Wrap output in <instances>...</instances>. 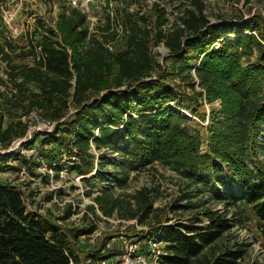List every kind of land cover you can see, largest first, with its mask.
I'll return each instance as SVG.
<instances>
[{
  "label": "trees",
  "instance_id": "trees-1",
  "mask_svg": "<svg viewBox=\"0 0 264 264\" xmlns=\"http://www.w3.org/2000/svg\"><path fill=\"white\" fill-rule=\"evenodd\" d=\"M170 2L182 15L167 29L166 8L156 4L155 18L127 6L117 8L111 18L108 10V25L98 28L99 33L90 32L86 13L64 8L57 28L45 27L28 50L9 38L0 12V143L7 148L27 136L29 122L24 118L36 111L43 120L56 123L54 131L38 135L42 143L52 145L39 148L43 158L59 170V155L65 150L75 174H90L87 181L103 185L94 201L105 216L117 214L147 225L149 230L140 236L148 241L142 254L154 259L150 242L156 240L163 244L160 264H239L244 249L220 242L232 228L231 208L241 216L244 206H252L264 226V159L255 145L264 135V16H238L244 32L232 39L231 29L210 21L204 0ZM114 22L124 31L125 47L111 52L105 44L118 34L111 31ZM161 43L169 50L171 71L152 54ZM15 57H32L34 64H18ZM169 78H179L191 94ZM203 98L220 101L221 107L212 110L211 125L196 127L183 110ZM261 149L264 155V142ZM156 163L194 183L204 178L224 184L228 174L239 195L225 192L218 197L224 212L206 208L187 226L155 223L160 216L151 188L135 194L118 190L130 172L152 169ZM212 188L218 192L217 186ZM196 207L178 202L172 206ZM204 221L203 228L197 226ZM113 255L117 254L108 256ZM106 256L93 253L90 264ZM0 264L86 262L58 222L28 211L21 190L0 184Z\"/></svg>",
  "mask_w": 264,
  "mask_h": 264
},
{
  "label": "rangeland",
  "instance_id": "rangeland-1",
  "mask_svg": "<svg viewBox=\"0 0 264 264\" xmlns=\"http://www.w3.org/2000/svg\"><path fill=\"white\" fill-rule=\"evenodd\" d=\"M204 1L206 4L205 13L210 21L231 29L229 36L232 39H236L244 32L242 30L244 21L237 20L238 16L243 15L245 19L254 14L264 16V0ZM156 4L166 8L168 22L165 24V29L182 15V11L176 7L177 4L171 3L170 0H154L153 2L150 0H95L90 3V14L97 18L95 29L98 30V28L107 27L108 10L112 12L110 13L111 18L117 8H124V6H127L131 12L139 11L141 14L154 15ZM71 6L69 0H3L0 3V12L15 15L13 27L16 31L7 29L8 36L20 35L21 31L32 30V37L29 36V40H25L23 35L19 38H12L15 44L28 50L29 48L26 46L31 45V42L35 45L41 38L45 27L57 28L59 13L64 8ZM153 17L155 18V15ZM234 23L235 26H233ZM112 26V30L118 32L112 43L113 51L122 50L125 47V34H122V27L117 25V22L112 23ZM97 32L99 33V30ZM37 51L39 52V49ZM152 54L164 66L165 70L171 71V60L168 59L169 50L163 43L155 46ZM14 60L18 64H34L32 57L25 59L15 57ZM251 60H255V56ZM242 62L245 66L249 63L246 58H243ZM169 80L178 85L181 83L179 78H169ZM196 89L201 90L199 86H196ZM181 90L191 94V90L184 83H181ZM197 103L192 104L190 109H184L183 112L189 116L192 124L196 127L211 125L213 123L212 110L220 109L221 102L209 103L203 98ZM195 110H197L196 113ZM24 120L29 122L27 136L13 140L7 148H4L0 143V184L15 186L21 190L24 193L28 211L39 213L58 222L70 235L76 253L82 257L86 264L93 261L91 257L93 253L107 255L105 258H99L96 264H160L159 261L142 254L141 251L146 248L144 244L148 241L146 237L141 239L140 236H144L149 227L141 225L137 219L126 220L119 218L117 214L111 217L105 216L94 201V196L103 185L87 181L86 177L90 178V174L86 176L75 174L70 166L72 159L69 160L65 150H62L59 155L61 159L59 170L51 167L43 158L40 153L42 150L39 148L45 145L46 149H50L52 145L42 143L40 138L37 139L38 135L54 131L56 123L43 120L36 111L25 117ZM200 130L206 136L205 131ZM263 142L264 135L259 137L255 144L261 159H264L261 149ZM205 149L206 146H203L202 150ZM93 151L96 152V150ZM115 155L113 154V156ZM5 157L6 159H3ZM108 170L113 172L114 169L109 168ZM225 176L227 181L224 184H219L216 179H211L209 183L204 178H201L198 183H194L170 168L156 163L152 169L146 168L143 171L130 172L125 186L118 190V194H135L144 187L151 188L154 208L157 209L160 216L159 220L154 219L153 222L161 221L163 225L187 226L194 216L203 214L206 208L224 212V205L218 197L225 192L239 195L240 191L233 184L231 177L228 174ZM213 185L217 186V193L214 192ZM186 194H192V198H185ZM175 202L179 204L196 203L198 207L174 210L172 206ZM91 206L95 207L94 210L90 208ZM69 210L70 212H68ZM243 210L241 216L235 215L233 208L229 210L228 218L232 219V228L225 234L220 245L227 248L240 247L244 249V257L238 260L239 264H264V226L259 224L252 206H244ZM68 213L69 215H67ZM167 218L171 220L166 222ZM92 224L95 227L90 233L83 234L79 238L74 237L77 231L88 228ZM206 224L207 221H204L197 226L203 228ZM140 240L142 241L140 242ZM162 246L163 244L159 245L161 248ZM153 248L150 245L154 256ZM110 253L117 255L110 257L108 256Z\"/></svg>",
  "mask_w": 264,
  "mask_h": 264
},
{
  "label": "built area",
  "instance_id": "built-area-1",
  "mask_svg": "<svg viewBox=\"0 0 264 264\" xmlns=\"http://www.w3.org/2000/svg\"><path fill=\"white\" fill-rule=\"evenodd\" d=\"M69 1H70L71 5L73 7H77L81 11H83L84 13H86L87 19H88V22H89L90 32L91 33H96L98 31L97 29H95V27L97 25V18L96 17H92L91 14H90V3L94 2L95 0H69ZM153 1L154 0H150V2H153ZM2 17H3V22H4V25L6 26V28L8 30L9 29H12V30L14 29L15 30V28L13 27V24L15 22V15L14 14H7V13L4 14V12H3ZM112 29H113V26H112ZM121 30H122V34H124L123 29H121ZM22 35H23V38L25 40H29L28 37L29 36L32 37V30L28 29V30H24V32L21 31L20 35L19 34L11 35V36H9V38L11 40H13L15 38H19ZM112 43L113 42H109V43L105 44L106 47H108V49L111 52H113ZM36 48L40 50V47H36ZM150 245H152V247H154L153 248V251H154V260L158 262L159 257L162 254V249H161V247H159V245H161V243L160 242H157L156 240H152L150 242Z\"/></svg>",
  "mask_w": 264,
  "mask_h": 264
}]
</instances>
